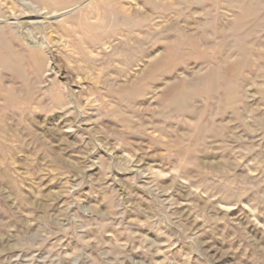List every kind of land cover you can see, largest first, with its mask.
Returning <instances> with one entry per match:
<instances>
[{
    "label": "rangeland",
    "instance_id": "obj_1",
    "mask_svg": "<svg viewBox=\"0 0 264 264\" xmlns=\"http://www.w3.org/2000/svg\"><path fill=\"white\" fill-rule=\"evenodd\" d=\"M26 1L0 0V264H264V0Z\"/></svg>",
    "mask_w": 264,
    "mask_h": 264
},
{
    "label": "bare ground",
    "instance_id": "obj_2",
    "mask_svg": "<svg viewBox=\"0 0 264 264\" xmlns=\"http://www.w3.org/2000/svg\"><path fill=\"white\" fill-rule=\"evenodd\" d=\"M25 4H31L32 2L30 1H26V0H22ZM40 17H35V18H32L30 20H28V22H31V23H34V24H37L39 25L40 27H42V21L39 19ZM27 22V23H28ZM29 27L27 25H23V38H25L27 41H30L32 43L35 42L34 38L32 37L31 33H30V29H28Z\"/></svg>",
    "mask_w": 264,
    "mask_h": 264
}]
</instances>
